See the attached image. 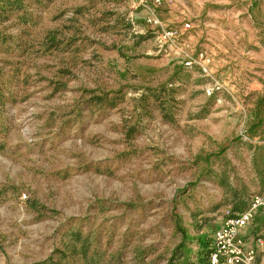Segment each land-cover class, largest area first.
Returning a JSON list of instances; mask_svg holds the SVG:
<instances>
[{"label":"rangeland","instance_id":"rangeland-1","mask_svg":"<svg viewBox=\"0 0 264 264\" xmlns=\"http://www.w3.org/2000/svg\"><path fill=\"white\" fill-rule=\"evenodd\" d=\"M257 195L264 0H0V264H207ZM243 235L264 264V205Z\"/></svg>","mask_w":264,"mask_h":264},{"label":"built area","instance_id":"built-area-1","mask_svg":"<svg viewBox=\"0 0 264 264\" xmlns=\"http://www.w3.org/2000/svg\"><path fill=\"white\" fill-rule=\"evenodd\" d=\"M131 4L133 10L154 7L158 8L173 0H127ZM146 22L156 28L155 37L158 48L165 46L173 48L175 54L183 56V36L178 35V31L171 27H165L162 20L156 13L148 15ZM185 30L191 29V24L184 25ZM210 55L207 49L197 55V57L187 56L182 63L186 69H194L195 67L206 72ZM214 89L207 90V95L212 96ZM26 196L24 195V198ZM264 205L261 196H254L249 209L242 213L229 217L223 225L217 229L210 241L207 263L208 264H258V250L253 245H248L246 237L242 232L251 224L255 214L259 208ZM260 243L261 240L258 239Z\"/></svg>","mask_w":264,"mask_h":264},{"label":"trees","instance_id":"trees-1","mask_svg":"<svg viewBox=\"0 0 264 264\" xmlns=\"http://www.w3.org/2000/svg\"><path fill=\"white\" fill-rule=\"evenodd\" d=\"M200 244H201L202 248L204 249V251L206 253L205 257H206V260H207V254H208V248H209L210 242H206L204 238H200Z\"/></svg>","mask_w":264,"mask_h":264},{"label":"crops","instance_id":"crops-1","mask_svg":"<svg viewBox=\"0 0 264 264\" xmlns=\"http://www.w3.org/2000/svg\"><path fill=\"white\" fill-rule=\"evenodd\" d=\"M145 12H147V11H145ZM242 234H243V232H242ZM246 237V236H245ZM246 241H247V239H246Z\"/></svg>","mask_w":264,"mask_h":264}]
</instances>
